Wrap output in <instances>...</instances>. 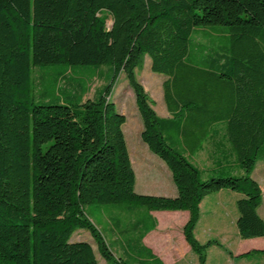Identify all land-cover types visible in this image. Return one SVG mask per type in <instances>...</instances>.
I'll list each match as a JSON object with an SVG mask.
<instances>
[{"label":"trees","instance_id":"1","mask_svg":"<svg viewBox=\"0 0 264 264\" xmlns=\"http://www.w3.org/2000/svg\"><path fill=\"white\" fill-rule=\"evenodd\" d=\"M208 26L225 27L226 44L214 41L203 47V59H189L195 28ZM145 54L153 72L168 76L164 99L173 119L157 114L137 79ZM62 63L111 65L113 81L97 99L77 98V83H70L63 99L33 102V68ZM120 73L135 94L141 139L168 166L176 197L135 191L127 119L109 99ZM219 122L226 124L243 174L203 180L176 143L195 152ZM259 160L264 0H0V264H100L89 242L71 241L79 229L90 232L107 263L128 264L85 212L90 204L123 203L148 212L189 211L186 241L199 264H207L208 248L221 246L195 235L200 204L209 195L241 193L239 236L264 237L262 189L252 176ZM142 238L136 250H146ZM135 253L136 264H164L151 253L139 261Z\"/></svg>","mask_w":264,"mask_h":264},{"label":"rangeland","instance_id":"2","mask_svg":"<svg viewBox=\"0 0 264 264\" xmlns=\"http://www.w3.org/2000/svg\"><path fill=\"white\" fill-rule=\"evenodd\" d=\"M112 22V17L108 16L107 26L110 27ZM195 30L196 31L192 34L193 42L190 47L191 53L189 59L191 60L196 61L203 59V47L213 45L214 41H217L218 45L226 44V40L223 36V32L226 28L223 26L200 27L195 28ZM195 49H199V51L193 53ZM136 76L145 90L147 89L146 92L152 100V107L159 114L161 109L163 110V108L166 107L163 99V87L157 82L161 80L163 74L151 70V58L148 54L144 55L142 63L136 68ZM153 77L157 79V81H155L156 79L154 80L155 83H151L154 79ZM112 81L113 69L111 65L71 66L62 63L37 66L32 70L34 90L31 93V98L33 102L36 103L44 99L54 101L58 96L60 99H63L65 96V88L68 87L70 83H77V98L83 94V101L87 99H97ZM69 91L71 90L69 89ZM109 99L116 104L118 112L126 116L127 120L123 125V132L125 134L129 153H131L133 149L132 138L135 135L136 138L141 140L138 131H141L143 123L138 113L134 91L125 73H120L115 80ZM161 105L164 107H161ZM222 124L224 130L220 127ZM214 133L223 137L225 135L224 138L228 142L225 123L215 125L214 129L210 131V136ZM207 140H209V138ZM141 142L146 146L142 140ZM226 153H229L228 150H226ZM152 154L154 153L152 152ZM233 154L236 158V163L232 164L229 159L227 165H225L226 168L224 170H217L214 175L241 176L243 174L242 166L238 163L234 151ZM159 160L161 159L159 158ZM135 161L136 160H133L132 166L137 176L140 171L145 172V174L149 172L153 174L154 170L152 168H149L146 164H144L145 167L143 165H138V168ZM258 167L260 168V165ZM201 178L205 180V177L202 175ZM135 191L137 192L136 186ZM228 191L231 192V190ZM233 208L236 215H239L237 207L234 206ZM143 211L148 212L147 209L141 205L128 203L108 205L90 204L85 207L87 216L101 232L113 254L117 258L126 261L128 264H136L135 252L138 246L137 238L139 234L137 229L133 226V222L145 217ZM218 214L220 221L226 220L228 217L231 218L230 212L228 213V211L219 210ZM230 218H228L229 222ZM145 221L146 225L150 226L152 224L147 217H145ZM233 226L237 229L236 223L233 224ZM203 231H207V229H200L196 236L198 240L201 239L202 243L214 240L221 244V246L213 245L208 248L207 264H264V254L256 252L264 250V241H247L252 238L242 239L238 234L234 236L231 235L227 238L228 240H223V242H221L219 240L220 237L210 235L208 232L205 233ZM78 240L87 241L93 246L100 264H109L99 253L97 243L88 230H77L73 234L71 241ZM127 245H129V247ZM196 264H199L198 260Z\"/></svg>","mask_w":264,"mask_h":264},{"label":"crops","instance_id":"3","mask_svg":"<svg viewBox=\"0 0 264 264\" xmlns=\"http://www.w3.org/2000/svg\"><path fill=\"white\" fill-rule=\"evenodd\" d=\"M161 77L160 81H157V79L153 77L154 79L152 78L153 81H151V83L157 81L158 84L160 83L163 87L168 76L163 75ZM161 107L164 106L161 105ZM164 108L163 110L161 109L159 114H157L163 119H173L167 105ZM219 123H216L215 125ZM215 125L211 127V130L214 129ZM220 127L224 130L223 124ZM142 130L143 127L141 131H138L140 138ZM224 137L215 133L212 134V137L209 138V140H206L199 150L195 152H191L182 142H180V140L176 144L185 157H187V159L198 168L201 175L204 176L205 179H208L212 176H222L221 174H214L217 170H224L229 159L232 164L236 163L232 147ZM141 140L136 138L135 135L132 138L133 149L132 152L129 153V155L131 154V163L133 165V160H136L135 162L137 166H144V164H146L149 168H152L154 172L153 174H151V172L145 174V172L140 171L138 176L136 175L135 186L137 193L176 197L178 195V189L173 182L172 174L168 166L162 159L163 162L159 160L158 156L152 154L149 147L142 144ZM226 150H228V154L226 153ZM259 165L260 168L258 167ZM252 176L262 189V203L258 212L264 220V161L259 160L257 162ZM242 197L243 195L241 193L235 191L229 192L228 190H222L218 193L207 196L200 204L201 217L196 226L195 235L197 236V232L199 233V230L203 228L207 229V231L203 232H208L210 235L220 237L219 240L221 242H223V240H228L227 238L231 235H238V228L235 229L233 224L236 223L237 226L239 215H236L233 207L236 206L237 201ZM219 210L228 211V213L230 212L231 218L228 217L230 218V222L228 221V218L223 221L219 220ZM143 213L145 214V217L149 218L152 224L150 226L146 225L145 217L143 220H136L135 223H133L137 228L138 234H143L142 245L146 248V250H142V248L139 247L136 250L137 260H145L151 253L164 264H196L197 260L199 262L197 255L193 254L194 252L186 241L184 235V226L190 217L189 211H143ZM199 241L202 243L201 239H199ZM247 241H264V237L252 238ZM127 246L129 247V245Z\"/></svg>","mask_w":264,"mask_h":264}]
</instances>
